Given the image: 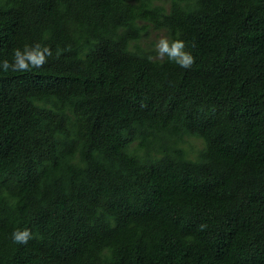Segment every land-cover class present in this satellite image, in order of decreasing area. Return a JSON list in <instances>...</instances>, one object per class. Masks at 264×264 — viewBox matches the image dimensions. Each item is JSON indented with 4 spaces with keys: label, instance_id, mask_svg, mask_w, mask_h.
I'll list each match as a JSON object with an SVG mask.
<instances>
[{
    "label": "trees",
    "instance_id": "obj_1",
    "mask_svg": "<svg viewBox=\"0 0 264 264\" xmlns=\"http://www.w3.org/2000/svg\"><path fill=\"white\" fill-rule=\"evenodd\" d=\"M36 43L0 72V264H264V0H0V59Z\"/></svg>",
    "mask_w": 264,
    "mask_h": 264
},
{
    "label": "clouds",
    "instance_id": "obj_2",
    "mask_svg": "<svg viewBox=\"0 0 264 264\" xmlns=\"http://www.w3.org/2000/svg\"><path fill=\"white\" fill-rule=\"evenodd\" d=\"M157 56L167 58V60L183 69H188L194 63V56L186 50V42L180 38L170 39L160 37L155 43ZM52 56V51L47 46L36 43L33 46L24 45L23 50L16 48L13 50L12 59H0V72H27L41 67L46 58ZM201 228L204 225L200 226ZM32 238L29 229H14L10 234V239L15 244L24 245Z\"/></svg>",
    "mask_w": 264,
    "mask_h": 264
},
{
    "label": "rangeland",
    "instance_id": "obj_3",
    "mask_svg": "<svg viewBox=\"0 0 264 264\" xmlns=\"http://www.w3.org/2000/svg\"><path fill=\"white\" fill-rule=\"evenodd\" d=\"M159 33V34H158ZM153 34H158V36H155V35H153L152 37L154 38V39H159L160 37H165V35L163 34V33H161L160 31H154L153 32ZM194 145H195V147L198 145V140H195L194 141Z\"/></svg>",
    "mask_w": 264,
    "mask_h": 264
}]
</instances>
